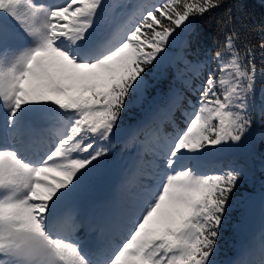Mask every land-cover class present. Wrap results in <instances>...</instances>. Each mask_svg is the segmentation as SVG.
<instances>
[{
    "label": "snow or ice",
    "instance_id": "obj_1",
    "mask_svg": "<svg viewBox=\"0 0 264 264\" xmlns=\"http://www.w3.org/2000/svg\"><path fill=\"white\" fill-rule=\"evenodd\" d=\"M222 2L163 0L142 6L134 28L130 19L106 31V0H0V264H216L233 194L249 170L213 153L250 148L257 94L264 121V63L258 67L254 47L236 48L231 8L216 21L225 35L216 67L194 88L185 81L196 97L182 112L185 126L173 102L163 120L154 116L131 134L128 145L142 146L136 176L146 178L137 190L124 189L99 219L68 206L106 166L130 97L144 98L146 69L160 64L178 29ZM199 67L186 62L185 71L199 76ZM45 134L51 141L34 150ZM250 255L241 264H264V242Z\"/></svg>",
    "mask_w": 264,
    "mask_h": 264
},
{
    "label": "rangeland",
    "instance_id": "obj_2",
    "mask_svg": "<svg viewBox=\"0 0 264 264\" xmlns=\"http://www.w3.org/2000/svg\"><path fill=\"white\" fill-rule=\"evenodd\" d=\"M145 1L106 0L112 7L107 13L105 30L113 31L130 19L134 20L133 28L137 26L142 20V15L140 12L137 13L135 9L138 6L142 7ZM37 2L53 4L63 3V0H37ZM189 29L183 31L178 29L177 33L174 34L176 39L171 40L170 38L169 46L162 53L164 59L160 64L157 65L154 62L153 66L146 69L145 79L148 81V87L144 91V98L130 97L132 104L122 115L121 131L113 139L111 152L106 158V166L88 189L89 191L84 192L75 204H69L68 210L78 211V214L85 215L90 219H99L121 197L124 189L128 192H134L137 190L138 181L146 179L136 176V165L141 160L142 146L139 143L128 145V140L133 132L152 120L154 116L159 115L160 119L163 120V110L167 108L169 103H175L178 99L179 84L185 85V81H189L187 76H183L186 62H190L184 51V37ZM170 89L173 90L171 93ZM163 127L165 132L173 131V128L171 131L167 129L168 126L165 122ZM262 133L264 130L256 122L249 149L226 147L213 153V158L220 164L227 165L232 162H239L249 170L248 178L238 186L233 194L231 208L219 239L222 240V243L215 255L216 264H241L242 261L251 259L250 253L257 252L261 243L264 242V201L258 217V225L253 234L244 237L241 234L244 232L241 230L240 223L246 214L244 210L246 202L258 192H262L264 195V157L259 148ZM44 137L46 138L41 144L34 146V150H43V143L51 141L49 134H45ZM139 139L144 140L143 133L140 134ZM151 160L150 154H143L142 166L145 171H151ZM114 163L121 164L120 181L113 190L106 191L101 188L102 177L106 169ZM126 177L134 178V181L128 179L130 184H127ZM96 196L97 198L94 200ZM239 250L240 253H238ZM237 253L238 256L233 257V254Z\"/></svg>",
    "mask_w": 264,
    "mask_h": 264
},
{
    "label": "trees",
    "instance_id": "obj_3",
    "mask_svg": "<svg viewBox=\"0 0 264 264\" xmlns=\"http://www.w3.org/2000/svg\"><path fill=\"white\" fill-rule=\"evenodd\" d=\"M163 0H148L143 6H158ZM232 9L233 27L236 30V48L243 54L246 46L254 47L257 57L258 67L264 61H261V54L264 49L259 47L261 41H264V0H223L219 7L212 9L203 18L197 17L191 25L188 33L184 37V51L188 60L193 65H200L198 71L200 75H196L195 71H185L183 76H187L191 82V87H196L203 83L207 77L208 71L215 68L217 62L213 60L215 52L221 48L225 42L224 31H221L216 21L227 19L228 9ZM141 6L136 8V12H140ZM227 31V29H225ZM230 58V50L224 51L223 59ZM178 99L175 104L178 106L175 111L174 119L180 127H184V117L182 112L188 110L187 100L196 97L192 95L190 87L185 83L179 84ZM259 95L257 94L256 104L253 109L254 118L259 127L264 130V121L259 115ZM169 125H171L169 123ZM260 152L264 157V144L259 143ZM222 233V232H221ZM222 240L218 241V246Z\"/></svg>",
    "mask_w": 264,
    "mask_h": 264
},
{
    "label": "water",
    "instance_id": "obj_4",
    "mask_svg": "<svg viewBox=\"0 0 264 264\" xmlns=\"http://www.w3.org/2000/svg\"><path fill=\"white\" fill-rule=\"evenodd\" d=\"M119 165L108 169L104 176L103 187L111 190L119 181ZM263 196L259 192L254 195L246 204L247 214L241 223V230L245 236H249L256 228L258 216L262 205Z\"/></svg>",
    "mask_w": 264,
    "mask_h": 264
},
{
    "label": "bare ground",
    "instance_id": "obj_5",
    "mask_svg": "<svg viewBox=\"0 0 264 264\" xmlns=\"http://www.w3.org/2000/svg\"><path fill=\"white\" fill-rule=\"evenodd\" d=\"M128 179H132V182L134 181V178H127V177H126V183H127V184H130V183L128 182ZM125 187H127V185H125ZM76 212H78V211H76ZM78 213H79V212H78Z\"/></svg>",
    "mask_w": 264,
    "mask_h": 264
}]
</instances>
